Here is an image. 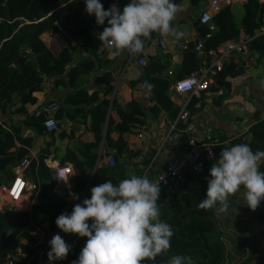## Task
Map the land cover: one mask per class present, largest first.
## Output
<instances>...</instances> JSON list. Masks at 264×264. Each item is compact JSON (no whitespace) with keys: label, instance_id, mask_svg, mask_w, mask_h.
Listing matches in <instances>:
<instances>
[{"label":"trees","instance_id":"16d2710c","mask_svg":"<svg viewBox=\"0 0 264 264\" xmlns=\"http://www.w3.org/2000/svg\"><path fill=\"white\" fill-rule=\"evenodd\" d=\"M176 1L178 0H173ZM100 2L105 10L113 4L122 10L129 0ZM228 7L220 8L219 12L232 16ZM243 8L244 13L248 12L242 17L241 26L246 33L251 34L246 25L255 20L256 10L264 6L256 4L254 0H246ZM217 14L213 16V22H217ZM104 26H107V22L103 26L97 25L95 16L85 12L84 0H0V110L5 111L7 105L18 101L19 104L13 110L23 115L12 124L0 123V183L7 182L10 178L11 164L28 154L24 145L15 144L16 139L25 141L20 134V126L23 125L24 130L32 128L37 133L42 132L43 116H34V110L27 112L24 105L33 102L32 92L38 88L43 75L47 73L57 75L55 81L61 79L71 88L63 95V102L73 105V109H79L80 115L94 112L92 140L88 143L90 150L81 160L71 161L72 192L80 197L90 198L92 187L107 180L118 184L125 178V164H134L133 160L118 162L113 155V167L105 177L95 174L88 181V174L98 158L96 149L109 101L108 94L113 88V76L109 71L95 75V81L103 82L102 96H97V90L87 91L82 83L95 70L93 59L103 46L99 41V33ZM205 27L207 28L206 25ZM237 35V29L224 33L221 26L218 30L211 31L206 40L214 47L225 37ZM247 49L248 55L256 53L254 62L259 61L264 54V35L252 37ZM200 60L194 50H184L175 76L196 68ZM152 66L148 60L143 68L153 71L155 68ZM244 69L243 58L237 62L225 61L218 72L219 80H223L226 85L225 77L239 75ZM155 77L149 78L153 84L157 83ZM167 104L170 109L166 108L167 112L174 116L176 108L169 101ZM82 105L87 107L83 108ZM5 113H9V110ZM178 119L176 123L180 128L182 123ZM184 138L181 133L180 141ZM211 142L213 153L208 158L203 157L201 167L197 170L186 169L182 185L177 190L160 194V218L172 227L174 235L169 252L158 256L155 261H145V264H167V260L173 255L190 256L193 264H264V252L257 246L264 238V200L255 211H251L245 205L241 191L230 197L227 213L198 207L201 200L206 198L212 163L217 162L223 149L245 143L253 151H264V114L255 112L253 121L242 133L221 140L211 137ZM67 151L70 152V149ZM45 154L46 148L39 150L36 157L28 155L25 178L34 183L28 194L29 207L17 209L3 206L0 209V264L4 253L19 239L36 240L39 229L44 236H48L57 229L56 218L62 213H68L71 205L67 201L69 192L56 180L55 169L45 162ZM50 156L52 159L53 156ZM63 158L59 159V164ZM261 171H264V165L261 166ZM80 241L83 240L79 237L76 246H71L75 253H79L78 247L86 243ZM33 258L29 262L34 261ZM16 261V264H23L22 258Z\"/></svg>","mask_w":264,"mask_h":264},{"label":"crops","instance_id":"0c3cea01","mask_svg":"<svg viewBox=\"0 0 264 264\" xmlns=\"http://www.w3.org/2000/svg\"><path fill=\"white\" fill-rule=\"evenodd\" d=\"M254 1L264 6V0ZM204 2L205 0L174 2L178 6V12L173 26L177 31L184 33L179 41H174L170 36L162 37L153 33L150 39L145 40L144 52L138 55L124 52L120 57L112 58L103 46L97 51V57L93 59L95 70L87 75L82 87L87 91L97 90V96H102L103 82L95 81L94 77L102 71H109L113 76V88L108 94L109 101L101 125L100 140L96 149L98 158L95 159L88 174V181L95 174L105 177L113 167L106 160L107 154H113L118 162L133 160L134 164H125V178L129 173L138 175L143 170H147V177L152 176L163 169L171 158L180 154L184 141H180L181 133L183 134L181 128L186 121H192L198 126L197 137H202L204 127L209 126L211 137L221 140L245 131L253 121L255 112L259 115L264 114V54L257 62H254L255 57L251 55L231 54L227 61L237 62L243 58L244 71L239 75L225 77L226 85L223 80H219L221 94L202 97L198 106L194 105L193 96L188 93H178L173 88L172 79L179 70L183 51L192 49L193 41L197 36L202 37L204 48H211L210 41L206 38L211 31L218 30L221 26L224 33L234 28L237 29V36L249 35L241 26L242 17L248 12L244 13L243 2H235L227 8L232 12V16L220 13V9L214 12L211 19L213 29L210 31L205 25L197 22V15ZM215 14L218 16L217 22H213ZM263 19L264 8L257 9L255 20L250 21L246 27L253 33ZM227 38L232 37L224 39ZM182 43H186L188 47L182 48ZM196 54L201 60L203 59L199 53ZM138 56L144 58L143 64L136 62ZM148 60L155 68L153 71L143 68L145 61ZM168 70L171 71L170 74L167 73ZM56 76L52 73L44 74L38 88L32 92L33 102L26 103L24 107L30 112L47 100L61 99V107L50 113L56 120L57 130L46 135L43 132L37 133L32 128L24 130V126L21 125L19 131L25 141L19 139L15 141L17 145H24L28 154L23 156L27 158L28 155L36 157L39 150L46 148V154L43 156L45 160L51 162V165L59 164V159L62 157L64 158L61 164L81 160L87 155L90 150L88 143L92 140L94 117L93 111L80 115L79 109H73V105L63 102V95L71 88L61 79L55 81ZM150 76L157 77L156 84L151 82ZM144 81L154 85L150 95L143 88ZM167 101L176 108L174 116L169 113ZM18 104L19 102L15 101L11 106L14 109ZM182 105L187 111V117L178 119L182 123L178 128L176 120ZM82 107L87 106L82 105ZM166 108L169 109L168 112ZM13 109L9 110L10 116H6V125L23 117ZM67 149H70V152ZM50 155L53 156L52 159ZM72 174L73 172L70 176ZM73 194L75 193L69 192L67 197L68 203L71 204L68 213H71L75 204L88 199L81 197L79 202H76L78 199L74 200ZM24 202L28 208L30 205L28 195L22 201ZM40 235L42 239L47 237L43 232ZM63 237L67 239V244L72 238L76 240L79 238L74 234H64ZM80 238L86 241V238ZM44 245L34 257L36 263H44L42 252ZM70 253L75 254L73 259L77 260L79 253H75L73 249H70Z\"/></svg>","mask_w":264,"mask_h":264},{"label":"clouds","instance_id":"9594fccd","mask_svg":"<svg viewBox=\"0 0 264 264\" xmlns=\"http://www.w3.org/2000/svg\"><path fill=\"white\" fill-rule=\"evenodd\" d=\"M84 3L85 12L95 16L97 25L107 22L99 33V41L112 58L124 52L143 53L145 40L153 33L170 36L174 41L184 35L173 26L178 12L173 0H129L122 11L116 4L105 10L100 0H84ZM143 88L150 95L154 85L144 81ZM262 165L264 151H253L249 144L223 149L217 162L212 163L206 198L198 207L227 213L230 197L242 191L245 205L255 211L264 200ZM62 180L67 183L68 178ZM159 183L146 175L129 173L118 184L107 180L92 187L90 198L75 204L70 214H60L55 220L60 231L86 238L72 264H145L166 255L174 233L160 218ZM72 198L78 196L73 194ZM49 246L50 264L66 259L71 248L59 234L51 238ZM167 264H193V261L190 256L173 255Z\"/></svg>","mask_w":264,"mask_h":264},{"label":"built area","instance_id":"2783aa9c","mask_svg":"<svg viewBox=\"0 0 264 264\" xmlns=\"http://www.w3.org/2000/svg\"><path fill=\"white\" fill-rule=\"evenodd\" d=\"M245 0H205L202 8L200 9L197 20L199 23L205 24L207 30L213 29L211 23L212 15L218 9L230 6L235 2H243ZM264 35V19L261 20L259 25L255 28L254 32L249 35H239L232 38H227L216 44L211 48H204L203 39L197 36L192 44V49L202 56V60L198 66L189 70L183 76L175 77L172 79V85L178 93H188L195 99L194 105H199V100L202 97L211 94H221L222 88L219 86L218 72L223 63L227 61L231 54L248 55V41L254 36ZM182 48H187L186 43L181 44ZM252 57L256 53L251 54ZM138 64L144 63V58L138 56L136 58ZM170 70L167 71L170 74ZM61 106L58 99L47 100L40 103L35 107L34 116H43L41 120L42 132L44 134L52 133L57 130V123L55 118L50 114L56 111ZM187 111L184 105L181 106L177 118L186 119ZM185 138L183 141V148L180 154L171 158L165 167L148 177L151 181L158 182L160 186V194L162 192H170L177 190L183 182L184 171L186 169L197 170L201 167L203 157H210L213 153L211 142L210 127L206 126L203 129L202 137H197L196 133L198 126L192 121H186L183 128H181ZM167 137V134H166ZM165 137V138H166ZM106 160L109 165L114 164L113 154H107ZM47 164L51 162L45 160ZM29 163V158L21 156L16 162L10 166V178L7 182L0 183V209L3 206H11L17 209H24L27 207L26 202L22 203L28 192L34 187V183L25 178V171ZM55 169L56 180L61 182L68 192H72L73 182L70 179V174L73 172V164L71 162H64L63 164L51 165ZM139 176H147V170L141 171ZM65 183L62 179H67ZM81 199L78 196L79 202ZM70 214V213H68ZM58 229V228H57ZM56 229V230H57ZM54 230L44 240L42 239V231L39 229L38 238L36 240H21L19 239L12 248L4 253L2 264H16V259L22 258L23 264H27L33 257H35L40 248L45 242L50 240L51 237L58 234ZM70 245L75 247L77 240L72 238ZM84 245L78 247L79 254ZM62 260H54L51 264H61ZM45 264H50L46 259Z\"/></svg>","mask_w":264,"mask_h":264},{"label":"rangeland","instance_id":"374dc122","mask_svg":"<svg viewBox=\"0 0 264 264\" xmlns=\"http://www.w3.org/2000/svg\"><path fill=\"white\" fill-rule=\"evenodd\" d=\"M42 36H44V33H42ZM6 110H11V109H13V107L10 105H7L6 106ZM11 108V109H10ZM5 110V111H6ZM5 111H1L0 110V123L1 124H7V120H6V116H10V114H11V111H10V113H5ZM5 120H6V122H5ZM57 232L56 233H58L63 239L65 238V237H63L64 236V234L65 233H63L62 231H60L59 229H57L56 230ZM52 238V237H51ZM51 238H50V240H51ZM43 240H44V237H43ZM50 240H48L47 242H45V245L43 246V248H42V252H43V257H44V263L43 264H45V260L46 259H48L47 258V253H48V251H50V246H49V241ZM65 240V242L67 243V239H64ZM69 242V241H68ZM80 242H83V241H80ZM258 249L261 251V252H264V238H262L261 239V241L258 243ZM70 249H72V247L70 248ZM74 256H75V254H72V253H70V251H69V254L67 255V257H66V259H64V260H62V263L61 264H72V262L73 261H75L73 258H74ZM34 259V258H33ZM30 264H40V263H36V259H34V261L32 260L31 262H29Z\"/></svg>","mask_w":264,"mask_h":264},{"label":"water","instance_id":"95a60500","mask_svg":"<svg viewBox=\"0 0 264 264\" xmlns=\"http://www.w3.org/2000/svg\"><path fill=\"white\" fill-rule=\"evenodd\" d=\"M49 159V158H48ZM50 160V159H49Z\"/></svg>","mask_w":264,"mask_h":264}]
</instances>
